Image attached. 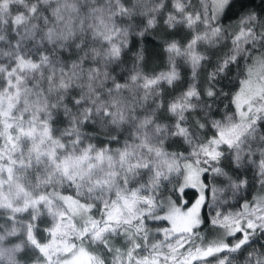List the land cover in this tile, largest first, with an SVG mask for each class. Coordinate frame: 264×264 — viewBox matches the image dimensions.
<instances>
[{
  "label": "snow or ice",
  "instance_id": "1",
  "mask_svg": "<svg viewBox=\"0 0 264 264\" xmlns=\"http://www.w3.org/2000/svg\"><path fill=\"white\" fill-rule=\"evenodd\" d=\"M0 264H264V0H0Z\"/></svg>",
  "mask_w": 264,
  "mask_h": 264
},
{
  "label": "trees",
  "instance_id": "2",
  "mask_svg": "<svg viewBox=\"0 0 264 264\" xmlns=\"http://www.w3.org/2000/svg\"><path fill=\"white\" fill-rule=\"evenodd\" d=\"M257 2H259V0H257Z\"/></svg>",
  "mask_w": 264,
  "mask_h": 264
},
{
  "label": "clouds",
  "instance_id": "3",
  "mask_svg": "<svg viewBox=\"0 0 264 264\" xmlns=\"http://www.w3.org/2000/svg\"><path fill=\"white\" fill-rule=\"evenodd\" d=\"M259 3V2H258Z\"/></svg>",
  "mask_w": 264,
  "mask_h": 264
}]
</instances>
